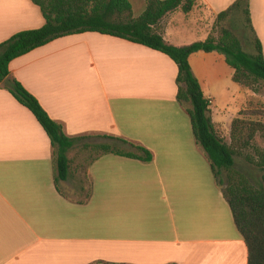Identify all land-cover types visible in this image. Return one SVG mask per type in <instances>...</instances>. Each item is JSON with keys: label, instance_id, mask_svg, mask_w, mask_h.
<instances>
[{"label": "crops", "instance_id": "0c3cea01", "mask_svg": "<svg viewBox=\"0 0 264 264\" xmlns=\"http://www.w3.org/2000/svg\"><path fill=\"white\" fill-rule=\"evenodd\" d=\"M128 1L138 17L146 11V0ZM236 1L199 0L189 14L167 15L165 40L177 47L205 41ZM249 7L264 54V0ZM44 25L31 0H0V44ZM189 62L216 131L230 134L245 102L234 69L219 53L198 52ZM10 72L68 136L125 138L154 160L102 156L82 172L90 200H69L55 186L49 136L0 83V264H248L247 245L178 102L173 60L84 33L14 60ZM131 110L152 122L141 127ZM77 174L61 183L63 192Z\"/></svg>", "mask_w": 264, "mask_h": 264}, {"label": "trees", "instance_id": "16d2710c", "mask_svg": "<svg viewBox=\"0 0 264 264\" xmlns=\"http://www.w3.org/2000/svg\"><path fill=\"white\" fill-rule=\"evenodd\" d=\"M31 1L40 8L45 25L38 30L20 32L0 44V83L31 111L49 136L53 148L54 182L58 192L74 201L63 192L60 185L75 175L70 152L80 141L89 137L68 136L63 124L53 120L39 101L19 81L11 78L10 64L53 41L84 33H99L145 46L165 54L178 66V102L189 115L195 141L207 157L215 181L247 245L248 264H264V150L256 145L257 138L264 137V123L242 118L245 114L241 111L232 123L231 142L228 143L215 129L211 102L205 98L189 62L190 57L198 52L219 53L234 69L233 79L239 86L252 91L264 86L263 48L253 28L249 0H237L218 15L205 41L185 47L168 43L160 25L171 13L179 10L185 14L191 13L199 5V0H146V11L139 17L134 16L128 0ZM237 20L242 25V37L236 31ZM100 138L110 143L83 147L84 150L90 149L97 153L85 169L105 155L143 163L154 160L153 153L137 142L113 136ZM238 158L262 172L260 180L240 169L236 161ZM81 193L85 198L79 203L90 200L91 190L82 187Z\"/></svg>", "mask_w": 264, "mask_h": 264}, {"label": "rangeland", "instance_id": "374dc122", "mask_svg": "<svg viewBox=\"0 0 264 264\" xmlns=\"http://www.w3.org/2000/svg\"><path fill=\"white\" fill-rule=\"evenodd\" d=\"M135 9H138V5L136 2H134ZM136 13V15H135ZM139 12L138 10L134 12V16L138 17ZM229 26V24H226ZM215 26V25H214ZM236 31L240 37L243 35V29L241 23L237 20V23H235ZM184 41H190L187 37L183 39ZM244 40V38H243ZM246 47V45H245ZM247 48V47H246ZM243 92L241 93L242 98H245V102L243 103V109L244 116L242 118H246L249 120L254 121H260L264 123V86H259L256 91H252L249 89H245L241 87ZM132 111V118L135 120L136 123H138L141 127L146 128L148 127L152 119L149 116H146L144 114H141L139 111L131 110ZM230 134L224 133L220 136H223V138L230 143L231 138L229 137ZM100 143H110V141L105 140L100 137H89L86 139H83L78 143V145L70 152V158L73 160L75 165V174H78L75 176V183H73V187H63L65 193L67 196H69L71 199L74 200H80L84 199L85 195L80 193V189L82 187L86 188L88 190V186L86 185V182L82 176V172L85 170L86 164L90 161L92 157H95L97 155L96 152L88 150H84L83 147L85 145H93V144H100ZM256 145L259 146L264 150V137L259 136L256 141ZM237 166L240 169L246 170V172H250L253 176L252 178L256 180H260L262 176V172H260L258 169H256L253 166L248 165L242 158L236 159ZM85 185V186H83Z\"/></svg>", "mask_w": 264, "mask_h": 264}]
</instances>
